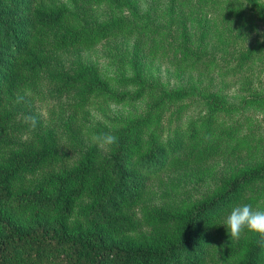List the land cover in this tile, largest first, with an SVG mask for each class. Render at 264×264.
I'll list each match as a JSON object with an SVG mask.
<instances>
[{"label": "trees", "instance_id": "trees-1", "mask_svg": "<svg viewBox=\"0 0 264 264\" xmlns=\"http://www.w3.org/2000/svg\"><path fill=\"white\" fill-rule=\"evenodd\" d=\"M54 1L0 0V264H205L215 234L228 232L223 223L233 202L244 185L264 177V167L245 169L179 217L164 216L174 229L155 244L125 237L124 212L141 200L147 181L177 161L185 140L198 133L194 125L175 128L163 142L155 123L164 104L179 109L189 94L183 73L202 60L199 48L208 39L199 6L216 0H164L159 14L152 0L131 19L100 25L87 24ZM185 6L197 12L186 17ZM226 13L232 16V9ZM189 20L200 23L204 38L196 39L195 53L185 51L196 38ZM113 36L123 38L121 62L132 75L108 73L84 57V51ZM66 52L78 54L69 66L62 63ZM156 59L166 60L180 83L161 90L149 83L145 72ZM46 83L68 99L63 109L72 114L58 125L40 122L6 158L9 140L21 137L16 114L25 112L28 97L38 96ZM21 96L25 101L17 104ZM143 99L145 111L121 117L110 131L77 125L78 135L87 134L78 141L74 126L87 106L108 100L133 105ZM108 132L118 142L98 147L94 137ZM81 197L90 199L82 213L85 229L77 225L74 230L66 220ZM245 232L248 239L232 245V257L244 250L240 264H264V244Z\"/></svg>", "mask_w": 264, "mask_h": 264}, {"label": "rangeland", "instance_id": "rangeland-1", "mask_svg": "<svg viewBox=\"0 0 264 264\" xmlns=\"http://www.w3.org/2000/svg\"><path fill=\"white\" fill-rule=\"evenodd\" d=\"M226 1L225 5L216 0L214 4L201 2L199 6L202 15L198 18L202 24L208 25L205 29L208 39L200 35V23L187 21L191 28L190 34L196 38L190 49H187L186 44L185 51L197 52L195 41L203 38L199 48L202 60L193 69L188 68L183 73L182 85L189 94L178 103L179 109L164 104L155 123V134L165 142L175 134L172 131L175 128L194 125L198 133L185 140L182 154L174 164H169L146 182L141 200L125 208V237L134 243L145 245L163 241L174 229V222H165L164 216L179 217L176 215L191 211L200 201L211 197L223 183L245 169L264 167V0ZM151 2L55 0L54 4L77 13L89 25H100L131 19L137 15L134 11L138 12L139 8L143 10ZM166 5L164 0H155L154 12L161 13ZM187 6L184 7L186 17L192 11L197 12ZM230 9L232 16L226 13ZM166 17L163 16L164 19ZM159 22L162 24V19ZM122 42L123 38L118 36L106 37L92 49L84 51V57L98 63L108 73L118 74L122 71L132 75L129 66L121 62L126 50ZM76 55V52H66L62 63L71 65ZM209 61L212 63L209 64ZM176 76L175 70L163 59L154 60L145 72V79L149 83L156 82L160 90L180 83L181 80ZM53 89V85L43 84L38 96L28 97L25 112L16 114L15 121L22 129L21 137L9 140L11 148L3 150L6 158H9L11 151L19 150L21 141L33 131L23 122V115L29 111L32 114L42 112L44 116L40 122L44 127L52 122L58 125L63 122V118L72 114L71 110L63 109L68 99L56 96ZM146 102L143 99L127 105L108 100L89 105L87 110H83L84 117L79 115L74 131L77 134V125H83L85 129L95 126L106 132L115 129L116 120L129 113L145 111L148 106H145ZM86 135L77 134L78 141ZM89 201L88 197L76 201L72 214L66 220L74 230L77 225L85 229L82 213ZM240 204L264 209V177L243 186L232 207ZM246 234L244 231L241 238L235 241H231L226 231L215 234L205 264H240L244 250L232 257V245L236 246L248 239Z\"/></svg>", "mask_w": 264, "mask_h": 264}, {"label": "clouds", "instance_id": "clouds-1", "mask_svg": "<svg viewBox=\"0 0 264 264\" xmlns=\"http://www.w3.org/2000/svg\"><path fill=\"white\" fill-rule=\"evenodd\" d=\"M25 101V97H17L16 103L20 104ZM44 114L23 115V122L30 126L32 130L37 128ZM94 141L100 148L115 145L118 137L111 132L101 133L94 137ZM223 225L226 227L231 241L241 238L245 230L259 236L260 243L264 244V209L254 208L251 204H240L233 206L227 215Z\"/></svg>", "mask_w": 264, "mask_h": 264}]
</instances>
